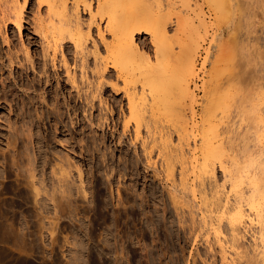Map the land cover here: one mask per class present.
<instances>
[{"label":"bare ground","instance_id":"6f19581e","mask_svg":"<svg viewBox=\"0 0 264 264\" xmlns=\"http://www.w3.org/2000/svg\"><path fill=\"white\" fill-rule=\"evenodd\" d=\"M233 1L234 6L240 2V0H168L167 8L176 5L182 8L179 19L184 22V27L181 35L174 37L168 28V17L162 14L163 9L159 12H152L151 10L154 4L158 5L157 0H0V28L6 30L8 25H13L20 33L25 24V12L29 9L31 11L36 10L37 16L34 17V31L41 37L43 45V67L33 61L32 56L27 52L25 62L28 63L29 69L34 74L31 80H27L28 82H26V79L24 80V77L22 78L23 70L21 68L24 65L18 61V58L11 52L6 54L5 57L0 53V72L5 68L10 69L11 76H13L15 69H18L19 72L17 77L10 80L11 82L7 78L1 83L3 85L0 92L2 95L0 96V102L5 104L11 98L14 100L17 95L16 91L19 89L26 95L23 101L20 100L26 108L23 107L25 110L19 115L25 116L29 120L24 121V125L21 124V126L23 125L27 128L26 130V128L21 127L23 131L26 130L27 134L25 131L21 132L20 130L19 133H16L17 136L14 134L17 138H14L15 145L21 136L26 137L21 138L22 141L28 140L26 143L22 142L25 144V148L21 147V149L25 152L11 146L10 139L14 140L11 138L14 136L13 133V136L11 135L8 140L10 141L8 146L6 145L7 147H14V149L11 148L12 151L19 150L24 152V157L17 160V155L22 153L14 151L12 156L13 165L10 164L12 162L10 159V165L6 164L8 163L6 161L3 164L6 165L3 168L8 166L13 168L15 166L16 170L19 171L18 174L15 172L17 177L21 178L17 179L19 182L17 184L19 192L25 198V200L24 198L22 200L26 201L28 199L26 197H28L29 192L31 195H29V198L32 197L31 199H33L29 200L33 201L37 208H43V201H45L46 197L43 199L44 196L42 194L44 195L45 192V196L47 195V198L50 199L49 201L54 204V212L56 214L59 209H61L60 212L63 211L60 205L63 204L62 199L68 200L67 202L76 200V197L74 200L71 198L74 197L72 196V186L74 184L71 183L73 175L78 174L79 176L77 180L80 183L77 184L76 178V182H74L80 187H77L78 189L76 188V190L86 191L83 188V168L74 166L77 173L72 175L73 166L71 163L74 162L70 163V156L65 153L66 158H63V156L59 157L60 154L57 148L54 150H57L58 156L50 153L55 148L49 149V137L52 134L50 132L51 128L53 126L56 130L61 128V125L64 124V114L54 112L55 108L47 112L42 108L40 113L37 110L36 115H34L30 105H33L34 97L32 96L35 95L33 93H36L38 89H41L42 100L44 103L46 102L45 95L48 93L49 84L51 83V75H48L49 72L46 67L50 63L56 69L58 66L57 57L61 54L59 64L64 68L67 80L71 83V88L76 91L79 99L83 98L81 93L84 94L85 101L88 104L87 107L91 109L88 102L89 95L84 93L86 91L83 92L80 87L90 83L91 79L88 76L87 64L88 56L91 54L95 56V67L89 73L97 81L96 92H101L105 85L111 86L112 89L119 92L121 90L119 89V83L121 82L127 100L129 122L134 124L133 131L136 139L143 140L142 145L148 150V153L149 150H153L157 146L162 159V167H164L163 169L168 177H173L177 168L179 183L177 184V181L173 180V191L175 189L179 191L177 189L179 187L182 191L178 192L175 190L174 192H183L185 197H183V194L181 195L183 198L180 196L176 197L177 194H174V200L173 198L171 200H173L176 210L179 212L185 206L189 209L194 205L197 206L198 211H200V220L197 227L200 231L205 232L206 235L208 234V238L209 234L213 236L211 249H215L218 252L221 264H264V93H261L264 90V40L263 43H260V38L255 36L257 33L255 25L249 27L245 38L233 44L222 42V34H220L211 41L213 43L212 50H205V61L201 64V59H199L208 36V32L202 34L203 31L212 25L213 17L217 16L218 11L220 9L223 10L226 4L231 6ZM254 3L259 5V8L264 13V0L244 1V4L249 6ZM82 12L89 15L87 23L81 19ZM93 28L97 29V35L101 38L102 49H99L96 42L92 41L94 50L91 53L87 52V44L92 38L91 32ZM262 31H264V25ZM141 35L151 38L154 56L149 55L140 46L139 36ZM72 50L76 59L74 68H77L79 62L81 69V85L76 77L75 70L70 69L72 65L69 64L68 55H70ZM235 52L240 54L241 61L248 70L245 73L237 71L231 73L232 76L230 75L229 83L242 86L246 82L247 87L245 90L234 88L225 92L221 77L224 71L227 70V64H225V67L222 66L228 59L231 61ZM78 59L80 60L78 61ZM206 64L211 66V69L207 72V80L206 76L204 77L199 72L206 68ZM35 73L40 75L39 78H37ZM114 74L116 82L106 80V77L114 78ZM43 76H46V80H44ZM199 83L202 84V87L204 86L202 88L204 92L202 97L204 104L202 112L204 116L201 124L203 136L199 146L190 147V144H188V147L185 148L183 143L185 144L188 141V132L194 133L198 127L195 122L190 121L186 110L193 109L198 102L196 95H198L197 92L200 90ZM95 97L94 95L91 96L92 99ZM55 98L56 106L58 100ZM71 102H73L72 97L65 102V106L67 105V108H69L71 106L69 103ZM232 102L236 103L239 109L247 106H251L253 109L256 106H263L259 109L261 114L257 116V124L262 128V132L259 135V142L262 144L261 151L250 153L249 157H245L243 161H240L238 155L225 145L223 138H230L235 133L237 122H234V124L232 122V124L228 123L220 131H218L216 126H213L216 110L225 109ZM70 111L71 109H67V112ZM76 111L77 109L73 111L74 115ZM86 113L87 111H85L83 119H88L90 127H92L93 115H87ZM25 118L24 120H26ZM158 118H164L168 121L172 120L184 134H187L185 136L182 134L177 144L168 135L153 137V141L150 143L146 142L145 138H142V132L145 130L150 135L152 133L151 124H155ZM46 119H50L53 125H50V128L45 130L41 127L40 135L35 133L36 125H39V127L43 126ZM70 121L74 127L75 122L73 120ZM104 125L99 120L98 126L103 128ZM206 125H209V128ZM127 129L128 125L125 126L124 131L126 132ZM92 138H89L91 139L90 141L83 139L82 143L84 142L85 147L81 144L83 149H80L81 151L83 150V155L90 148L89 145H94L93 147L98 145L97 138L96 140L94 138V141H92ZM104 138L106 139V137H103V141H105ZM21 139L19 142H21ZM71 139H74V137H71ZM107 141L102 142V144L105 143L106 145ZM118 141V145L123 143L120 136ZM62 143L60 145L64 144ZM20 144L19 147L21 146ZM249 148L251 147L249 146ZM91 150L90 153H94V150H92L93 152ZM95 150L97 151L98 148ZM53 152L55 154L56 151ZM245 152L246 150L243 153L247 156ZM5 155L4 157H6ZM3 160H7V158ZM79 166L81 167V165ZM218 169L223 173L225 180L230 182V189L227 190L224 183L220 184L216 176ZM48 170H50V177H47L49 175V173L47 174ZM7 171L12 173L13 170ZM84 171L87 173L85 169ZM12 185L13 187L15 186L14 184ZM5 186L8 187V184ZM49 186H51V192L48 190ZM10 189L13 191L12 187L7 190ZM19 192L17 195L21 197ZM78 192L77 194L80 195V191ZM57 197L62 198H59L62 200L58 202L59 204L57 203ZM185 198L187 199L185 200ZM187 200H190V203ZM67 204L68 206L70 205V203ZM67 204L65 205L66 208L68 207ZM1 209L0 213L4 211V209ZM180 223L184 225L185 221L181 220ZM249 232L253 234L251 243L246 242V235ZM108 239H105L108 241V243L105 241V244L109 246L110 239Z\"/></svg>","mask_w":264,"mask_h":264},{"label":"rangeland","instance_id":"374dc122","mask_svg":"<svg viewBox=\"0 0 264 264\" xmlns=\"http://www.w3.org/2000/svg\"><path fill=\"white\" fill-rule=\"evenodd\" d=\"M167 1L157 0L158 5L154 4L151 10L152 12H159L163 9L162 14L168 17V28L171 34L174 37H178L181 35L184 27V22L179 19L182 8L177 5L167 8ZM244 1L240 0L235 6L234 1L231 6L226 4L223 10L220 9L217 16L213 17L212 25L203 31L202 34L208 32V36L206 37V45L200 53L199 59H201V64L206 58L205 50H212L213 43L211 41L217 35L222 34V42L233 44L245 38L248 34L249 27L255 25L257 30L255 36H258L260 43H263L264 31L262 29L264 25V13L256 3L249 6L245 5ZM36 12V10L31 11L30 9L25 12V24L20 33L13 25H8L6 30L0 28V53L5 57L6 54L11 52L18 58V61L24 65L21 68L23 70L21 75L22 78L24 77V80L26 79V82L34 77L32 70L29 69L28 63L25 62L27 52L32 56L33 61L42 67L44 64L42 40L34 31V17L37 16ZM249 15L251 16L249 17ZM81 19L87 23L89 21V15L82 12ZM97 34V29L93 28L91 32L92 38L87 44V52L92 53L94 50L92 41H95L98 48L102 49L101 38ZM139 38V44L143 50L149 55L154 56L151 38L146 35H141ZM94 57L91 54L88 56L87 71L91 79L90 83L80 86L83 92L86 91L84 93L89 95L88 102L90 103L91 109L87 107L88 104L85 101L84 94L81 93L83 98L79 99L76 91L71 88L72 86L67 80L65 70L59 64L61 54L57 57L58 66L56 69L50 63L46 67V70L49 72L48 75H51V85L49 84L48 93L45 95L46 102H43L41 89H38L36 93H33L35 94L32 96L34 97V103L30 105L32 109L30 110L34 115H36L37 110L40 113L42 108L46 112L52 111L55 108L53 110L54 112L64 114V124L61 125V128L56 130L53 126L51 131L48 130L52 133L49 137L50 143L52 144L49 143V149L51 150L55 147L52 150L56 152L55 154L53 151L50 152L51 155L58 156L60 154L59 157L63 156V158H66V154L70 156V163L74 162L71 163L73 166L72 175L77 173L75 171L76 166L81 169L83 168V188L86 191L84 192L82 190V193L80 189L76 190L77 187L80 188L77 185L80 183L77 180L79 176L76 174L72 178L74 180L76 178L78 183H74L76 180L74 181L73 179L71 182L74 186L76 185L75 187L72 186V196L74 197L71 198L74 200L76 197V200L70 201V198V202H67L68 200L66 201L61 197H57V203L63 200V204L66 201V204L70 203V205H74L68 206L67 204L70 208H66V204H60L63 211L60 212L61 209L58 208L59 210L55 214L54 204L49 201L50 199L47 198V195L45 196V192L44 195L42 194L44 196L43 199L46 197L44 199L45 201H43L44 206L43 208H37L34 202L30 201L33 199H31L32 197L29 198L31 196L29 192L26 201H24V196L19 192L17 182L21 178L16 175V172L17 174L19 173L16 167H4L5 170L7 168L9 171L13 170L12 173L6 170L8 172L6 174L7 172L3 168L6 165L3 164L6 162H8L6 164H9L13 160L12 156L14 155V151L22 153L17 155V160L24 157L23 153L25 151L21 147L25 148L24 143L28 140L25 139V142L22 141L26 137L20 135L22 139L19 137V140L21 139V142L17 140L16 145L18 146H16L14 144V138L17 136L16 133L20 131H25L27 134V128L23 126V123L28 119L25 116L22 117L19 115L26 108L20 102V100H24L26 95L19 89L16 91L17 95L14 100L11 98L5 104L0 102V191L3 189L0 192V208L4 209L0 213V264H221L218 252L215 249H211L213 236L209 234V239L208 234L206 235L205 232L200 231L197 227L200 220V211H198L197 206L194 205L191 209L185 206L183 210H179L178 212L175 204L172 202L174 200L173 196L175 197L174 194H177L176 197H182L181 195L183 194V192L178 193L182 190L179 187L177 188V186L176 188L179 191L176 189L178 192L173 191V180H176L177 184L179 183L177 168L175 175L168 177L163 169L164 167H162V159L157 146L153 150H149L148 153V150L142 145L143 140L136 139L133 131L134 124L133 122H129V110L127 109V100L124 94L123 84L121 82L119 83V89H121L119 92H116L108 85H105L101 92H96L97 81L92 77V74L90 75L91 70L95 67ZM68 60L69 64L72 65L70 69L75 70L76 77L80 83L81 69L79 62L77 68H74V61L76 59L74 58L73 50L68 55ZM229 60L224 62L222 66L225 67V64H227V70L224 71L221 77V83L224 84V91L228 92L234 88L245 90L247 87L246 82L242 86L229 83V79L232 76L231 73L236 71L245 73L248 70L243 65L240 54L235 52L231 61ZM210 69L211 66L206 64V68L199 71L201 75L206 76V80L207 72ZM17 73H19L18 69H15L13 76H11L9 68H5L0 72V92L2 90L3 84L1 83H3V80L8 78L10 81L19 75ZM35 74L37 75V73ZM39 76L37 75V78ZM43 78L46 80V76H43ZM106 80L110 82L117 81L115 74L114 78L106 77ZM9 81L7 80L8 83ZM199 87L200 90L197 92L198 95H196L198 102L194 105L193 109L186 110L190 121L195 122L198 127L194 133L188 132V141L185 144L183 143L185 148L188 147V144H190V147L194 145L199 146L203 136L201 124L204 116L202 112L204 106L202 100L204 92L202 88L204 86L202 87V84L199 83ZM261 93H264V90ZM92 95L96 97L92 99ZM0 96H2L1 93ZM71 97L73 98V102L69 103L71 106L67 108L68 106H65V102L70 100ZM54 98L58 100L56 106ZM21 107L24 108L22 109ZM262 107L256 106L253 109L251 106H247L246 108L239 109L238 105L232 102L225 109L216 110L214 114L213 126H216L218 131L223 130L228 123L234 124V122H237V125H235V128L237 127L235 133L230 138L222 137L224 138L225 145L238 155L240 161H243L245 157H249L250 153H258L261 151L262 144L259 142V135L262 132V128L257 124V116L261 114V110L259 109ZM67 109H71V111L67 112ZM76 109L77 111L74 115L73 111ZM85 111H87V115H93L92 119L94 121L92 127H90L88 119H83ZM70 120L75 122L74 127ZM99 120L105 124L103 128L98 126ZM21 124L23 125L21 126ZM43 124L40 127L36 125L34 132L40 135L42 131L41 127L45 130L47 128L49 129L50 125H53L50 119H46ZM125 124L128 125L126 132L124 131ZM21 127L26 128V130L23 131ZM206 127L209 128V125H206ZM151 129L152 133L150 135L145 130L142 132V138H145L146 142L149 143L153 141V137L168 135L177 144L182 134L183 136L187 134H184L175 122L172 120L168 121L164 118H158L155 124L152 123ZM14 130L18 132H14ZM12 133L13 135L16 134V136L14 135V137ZM83 133L84 135H82ZM21 134L23 135V133ZM119 136L123 141L120 145H118ZM10 137L14 140H11ZM71 137H74V139H71ZM90 137H93L92 141H94V138L95 140L97 138L99 147H97L98 145L95 147H93L94 145H89L90 148L83 155V150L81 151L80 149H83L85 144L82 141H90ZM103 137H106V139L104 138L105 141L108 140L106 145L105 143L102 144V142H105L103 141ZM9 139L12 143L8 141ZM66 140L70 142L68 141L67 144ZM9 142L15 149L17 147V149H21L24 152L19 150L12 151L11 146L7 147ZM18 143H22L20 147ZM61 143L63 145H60ZM73 144L76 146H73ZM56 148L59 150V154L57 150H54ZM97 148L98 150L101 149V152L96 151L95 149ZM90 149L94 150V153H90ZM92 150L91 152H93ZM244 150H246L245 154L247 156L244 155ZM2 154H6V157ZM4 158H7V160H3ZM22 160L25 161L26 159ZM12 163L13 161L10 164ZM10 168L12 169L10 170ZM48 173L49 175L47 177H50V170L47 171ZM216 176L220 184L224 183L227 190L230 189V182L225 180L220 169L217 170ZM7 184L8 187L5 186L7 187L5 188L4 185ZM12 184L15 185V188ZM10 185L12 189L14 188L13 191L11 189L7 190L11 188ZM48 188L50 190L51 186ZM76 191H80V195L81 193L82 195L80 196ZM18 192L22 198L17 195ZM86 192L87 194H85ZM183 197H185L184 194ZM23 198L24 200H22ZM172 198L173 200H171ZM187 201L190 203V200ZM47 205L49 206L47 207ZM180 216L183 218L181 217L179 219ZM181 220L185 221L184 225H181ZM252 235V232L246 235L247 243H251ZM105 239L109 240L110 247L108 244H105V241L108 243Z\"/></svg>","mask_w":264,"mask_h":264}]
</instances>
